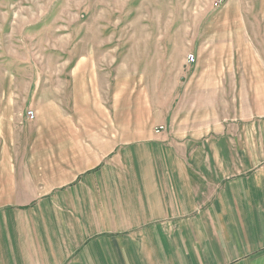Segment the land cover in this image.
I'll return each instance as SVG.
<instances>
[{
    "label": "crops",
    "instance_id": "0c3cea01",
    "mask_svg": "<svg viewBox=\"0 0 264 264\" xmlns=\"http://www.w3.org/2000/svg\"><path fill=\"white\" fill-rule=\"evenodd\" d=\"M254 13L212 12L237 33L204 24L215 48L193 46L172 90L162 74L151 93L133 82L120 108L118 83L85 89L95 64L82 57L69 97L48 90L39 105L34 91L16 118L7 107L0 264H264V9Z\"/></svg>",
    "mask_w": 264,
    "mask_h": 264
},
{
    "label": "rangeland",
    "instance_id": "374dc122",
    "mask_svg": "<svg viewBox=\"0 0 264 264\" xmlns=\"http://www.w3.org/2000/svg\"><path fill=\"white\" fill-rule=\"evenodd\" d=\"M224 8L254 15L264 0H0V116L7 107L19 116L37 90L39 105H45L48 90L69 97L71 69L82 57L97 70L95 78V67L88 72L85 89L96 91L97 78L106 93L118 83L120 108L133 82L151 93L162 74V88L172 90L179 74L197 61L193 46H204L203 56L214 50L202 27ZM222 20L211 23L217 26L210 31L235 35ZM34 114L28 115L32 121Z\"/></svg>",
    "mask_w": 264,
    "mask_h": 264
},
{
    "label": "built area",
    "instance_id": "2783aa9c",
    "mask_svg": "<svg viewBox=\"0 0 264 264\" xmlns=\"http://www.w3.org/2000/svg\"><path fill=\"white\" fill-rule=\"evenodd\" d=\"M190 62H195V57H194V56H191ZM28 115H29L30 118H31V117L33 118V117L35 116V114H34L33 111H29ZM163 129H164V127L161 126V127L157 128L156 131H157V132H160V131H162Z\"/></svg>",
    "mask_w": 264,
    "mask_h": 264
}]
</instances>
